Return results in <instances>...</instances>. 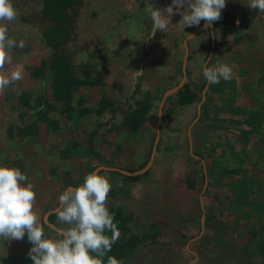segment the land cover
Wrapping results in <instances>:
<instances>
[{"label": "crops", "instance_id": "0c3cea01", "mask_svg": "<svg viewBox=\"0 0 264 264\" xmlns=\"http://www.w3.org/2000/svg\"><path fill=\"white\" fill-rule=\"evenodd\" d=\"M12 2L17 18L4 23L22 47L11 49L5 71L22 75L0 91V164L19 168L33 185L45 235L64 227L55 215L59 195L98 172L112 186L110 213L128 219L116 239L128 254L122 264H198L195 245L186 247L188 260L170 239L194 231L196 217L202 229L215 222L218 195L238 207L223 212L229 244L238 240L252 264L264 263V12L249 0H226L212 27L183 29L174 13L162 32L145 0H81L62 24L48 18L46 0ZM149 2L163 10L172 0ZM227 14L251 19L241 26ZM208 57L209 66L227 64L231 78L210 85ZM59 59L69 92L56 83ZM186 89L194 102L183 101ZM225 185L232 190L223 192ZM257 193L263 200L255 203ZM238 211L255 212L245 219ZM31 247L27 233L0 238V259L33 264Z\"/></svg>", "mask_w": 264, "mask_h": 264}, {"label": "clouds", "instance_id": "9594fccd", "mask_svg": "<svg viewBox=\"0 0 264 264\" xmlns=\"http://www.w3.org/2000/svg\"><path fill=\"white\" fill-rule=\"evenodd\" d=\"M252 9L264 12V0H249ZM226 0H172L165 9L154 8L145 0L144 11L153 21L155 31L167 30L174 13L181 16L177 25L210 28L221 19ZM17 12L12 0H0V91L21 79V71H5L11 64V49L20 46L7 35L4 22H12ZM211 57L203 65L207 82L218 84L228 80L232 69L227 64L209 66ZM111 184L107 176L98 172L85 175L83 183L67 187L58 197L55 215L61 225L54 237L45 235L44 226L34 209L36 192L28 178L17 167L0 164V238L22 240L27 233L32 247L29 257L33 264H105L104 257L111 252L119 232L114 217L106 206ZM106 232H111L108 236ZM106 264H119L107 256Z\"/></svg>", "mask_w": 264, "mask_h": 264}, {"label": "rangeland", "instance_id": "374dc122", "mask_svg": "<svg viewBox=\"0 0 264 264\" xmlns=\"http://www.w3.org/2000/svg\"><path fill=\"white\" fill-rule=\"evenodd\" d=\"M29 6L24 7V12L27 14H35L33 7H31V9H30V8H28ZM51 33H54V31L52 30ZM249 144H250V146L255 145L251 142ZM227 162H228V165L232 164V162L230 160H228ZM222 182H223V180H222ZM224 190L228 191V190H232V189L230 187H228L227 185H225L223 188V192H225ZM252 194H253V192H252ZM256 196L258 197L259 200H256ZM217 197L218 198L215 200L216 205H217L216 211H213V213H210V215H212V218L210 219V221L214 220L215 222L211 221L209 224H207V226H205L204 229H202L201 218L196 217L193 219L195 221L194 227H197V228H195L194 231L188 230L187 232H184L183 235L171 234V231H169L170 233L168 232L169 233L168 235H171V236L175 235V237L177 236V238L170 239L171 242L169 244H171L172 242H173V244L180 243V251L185 254V256H186V258H188V260H191L193 258V256L188 251H186V247L188 245H190V246L195 245L196 252L198 253L199 258H200V262H199L200 264H252V259H253L252 254L249 251H247L246 249H244L243 246H240L238 244V240L236 242H234L235 246L234 245L232 246L231 244H229L231 231L226 229V226H227L226 223H229L228 221H230L231 219L228 218L227 215L224 216L223 212L229 211L232 213V214H230L231 216L235 215L232 212V209L236 208V207H233L236 205L235 204L236 201L231 206V208H229L228 206H226V204L223 203V197L222 196L218 195ZM260 199L263 200V197L259 196V193H257L255 195V203L260 202ZM222 208H224L225 210ZM237 208L235 211H237ZM261 209L264 210V205ZM250 212L254 213L255 211H249L247 213H242V212L238 211L237 216L240 217L241 215L242 216L246 215V217H245V219H246L247 216L251 214ZM222 226H223V228H222ZM252 231L255 232L256 230H252ZM176 233H179V232H176ZM199 234H201V235L199 236ZM260 241H262V243H264V241L261 238H260ZM168 242L169 241L164 240L161 244L167 246ZM239 242H241V241H239ZM238 250L240 252H238ZM244 252L248 253V255L245 254ZM246 255L248 257H246ZM0 264H2V263H0ZM261 264H264V263H261Z\"/></svg>", "mask_w": 264, "mask_h": 264}, {"label": "trees", "instance_id": "16d2710c", "mask_svg": "<svg viewBox=\"0 0 264 264\" xmlns=\"http://www.w3.org/2000/svg\"><path fill=\"white\" fill-rule=\"evenodd\" d=\"M81 2V0H46L45 6H46V14L48 16L49 19H54L56 24H62L64 21H68L70 18L69 15V9L73 6V5H77ZM251 13H254L251 12ZM253 15V14H252ZM228 20L230 22L235 21L236 19H240L241 20V26H245L248 24L249 20L251 19V16H249L248 14H246L245 17H243L242 15H235V14H227ZM67 30V28H66ZM56 30H54L55 32ZM54 33L51 34V36H53ZM58 34V33H56ZM54 34V35H56ZM60 36V35H59ZM59 36H53L55 43L59 46ZM52 37V38H53ZM59 38V39H58ZM62 39V37H61ZM59 63L57 65L58 67V73H57V78H56V83L57 85L61 86L66 84V90L69 92L73 85L70 83V79H69V75H67V70H65V68L63 67V61L62 59L57 60ZM73 82V81H72ZM185 94L183 96V101L185 103H189V102H194L196 95L189 89H186ZM255 132H253L254 134ZM114 217V222L117 224L118 226V232H121L122 230H124L125 228H127V222L128 219L126 217H124L119 211H115L113 214ZM110 232H106V234L108 235ZM111 234V233H110ZM112 235V234H111ZM109 235V236H111ZM136 241L139 243L141 241V239L137 238ZM127 250L124 246V244L121 243H117V241H115V243L112 246L111 252H109L105 257V264L107 261V256H113L115 257L118 261L119 264H122L124 258L126 257V255H128ZM0 263H4V264H19L18 262L14 261V260H5V259H0Z\"/></svg>", "mask_w": 264, "mask_h": 264}]
</instances>
